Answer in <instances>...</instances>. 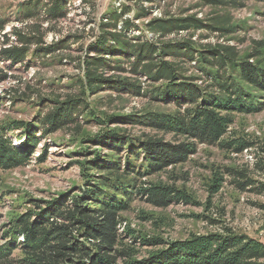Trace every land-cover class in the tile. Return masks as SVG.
Returning a JSON list of instances; mask_svg holds the SVG:
<instances>
[{"label": "trees", "instance_id": "1", "mask_svg": "<svg viewBox=\"0 0 264 264\" xmlns=\"http://www.w3.org/2000/svg\"><path fill=\"white\" fill-rule=\"evenodd\" d=\"M68 1H26L19 6L20 21L39 19L43 9L45 21L66 18ZM136 1L141 7L137 18L141 19L151 17L156 4L166 0ZM194 1L211 9L210 15L204 19L196 14L154 17L141 27L129 18L124 19L130 8L113 9L101 22L100 36L82 57L85 79L77 81V93L64 100H52L50 105L42 103L47 113L33 123L0 124L2 171L28 164L41 139L33 127L46 138L59 131L81 135L85 126L96 124L102 127L101 132L90 143L109 151L91 161L87 148L80 152L86 160L79 162L84 181L79 194L52 201L32 200L33 209L10 219L5 225L6 243L0 247V264H119L120 259L123 264H264V243L228 228L222 233L195 235L185 241L139 237L143 246L166 245L140 260L135 258L133 248H119L126 245L119 232L121 215L136 197L156 208H167L175 202L192 203L189 195L175 187L143 183L144 178L186 162L196 153L198 144L235 153L254 146L245 140L225 137L236 113L256 114L264 110V42H255L244 55L230 43H201L213 34L228 38V42L236 40L235 35L244 31L245 26L235 21L232 12L245 7L246 0ZM145 3L152 5L144 7ZM6 25L7 20L0 17V63H24L30 57L45 60L58 50L56 46H43L40 37L22 30L15 31L18 45L10 46L12 40L3 34ZM199 32L208 35L195 41ZM182 33H186L183 39H168ZM187 66H192L196 73H189ZM7 78L0 67V83ZM144 78L149 81L145 89L140 82ZM103 92L173 104L178 111L102 118L96 115L88 98ZM101 100L106 101L99 99V104L105 105ZM114 123L139 125L182 140L171 142L149 134L135 136L126 129L111 127ZM18 130L26 133L14 134ZM12 137L21 142L19 147L13 146ZM261 150L263 155L256 168L263 174L264 147ZM226 171L237 190L264 195V183L247 172ZM223 183V177L216 178L210 186L211 194H217Z\"/></svg>", "mask_w": 264, "mask_h": 264}, {"label": "rangeland", "instance_id": "2", "mask_svg": "<svg viewBox=\"0 0 264 264\" xmlns=\"http://www.w3.org/2000/svg\"><path fill=\"white\" fill-rule=\"evenodd\" d=\"M26 1L29 0H0V17L7 20L3 34H7L12 40L10 46L18 45L15 31L22 30L26 34L40 37L43 46H56L58 50L45 60L30 57L24 63H0V67L8 75L0 83V124L12 121L33 123L47 113V107L42 103L64 100L68 95L77 93V81L85 79L82 57L89 45L100 36L101 22L113 9L130 8V14L124 19L129 18L141 27H145L154 17L196 14L198 18L204 19L211 13V9L200 7L194 0H166L156 4L151 17L138 19L141 7L136 0H69L66 18L45 21L43 9L39 19L22 22L19 18V6ZM151 5L143 4L144 7ZM232 14L237 23L245 26L244 31L235 35L236 40L228 42V38H222L219 34L210 35L206 40L203 37L208 34L204 32H199L194 40L203 39L201 43L213 45L219 42L230 43L237 46L243 55L251 51L255 42H264V2L246 0L245 7ZM145 33L149 38L152 37L148 32ZM185 36L186 33H182L169 36L168 39H183ZM241 39L243 42L239 41ZM35 48L32 46V50ZM186 69L189 73H196L192 66H187ZM123 76L133 77L129 74ZM140 82L144 89L149 87V81L145 78ZM103 98L106 101H101L105 105H100L99 99ZM88 100L96 115L102 118L107 115L121 117L146 113L174 114L178 111L173 104L154 103L145 97L110 92L89 95ZM110 126L126 129L135 136H163V133L139 125L114 123ZM101 128L96 124L87 125L81 135L59 131L43 138L40 130L33 127L41 139L28 164L9 171L0 170V195H3L0 201V247L6 243L5 225L9 224L13 216L33 209L32 200L52 201L64 195L79 194L78 189L84 184L79 162L84 163L86 160L80 152L88 149L89 161L109 152L90 143V139L100 135ZM22 132L26 133L18 130L14 134ZM163 137L171 142L182 140L172 134ZM225 138L245 140L254 146L242 153H235L219 146L198 144L196 153L186 162L169 166L142 180L143 183L175 187L189 195L192 203L175 202L167 208H156L136 197L129 210L121 215L123 223L119 232L126 245L119 248H133L136 251L135 258L140 260L166 245L143 246L139 237L165 242L185 241L195 235L222 233L226 228L264 243V195L237 190L226 173L227 169L245 171L254 180L264 183V173L261 174L256 168L263 155L264 110L256 114L236 113L235 122ZM12 139L13 146L19 147L21 142L15 137ZM42 157L44 160L40 161ZM219 177L224 179L223 186L217 194L212 195L210 186ZM133 231L135 238H131ZM118 262L123 264L124 261L120 259Z\"/></svg>", "mask_w": 264, "mask_h": 264}, {"label": "built area", "instance_id": "3", "mask_svg": "<svg viewBox=\"0 0 264 264\" xmlns=\"http://www.w3.org/2000/svg\"><path fill=\"white\" fill-rule=\"evenodd\" d=\"M136 33H139V34H140V32H139V31H136V32H135V34H136Z\"/></svg>", "mask_w": 264, "mask_h": 264}]
</instances>
